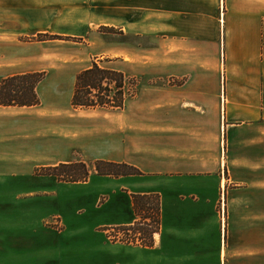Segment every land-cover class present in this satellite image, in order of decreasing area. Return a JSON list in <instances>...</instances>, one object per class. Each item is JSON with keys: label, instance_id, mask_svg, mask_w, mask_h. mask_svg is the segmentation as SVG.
<instances>
[{"label": "crops", "instance_id": "1", "mask_svg": "<svg viewBox=\"0 0 264 264\" xmlns=\"http://www.w3.org/2000/svg\"><path fill=\"white\" fill-rule=\"evenodd\" d=\"M15 2L0 0V79L35 72ZM133 21L124 20L126 31ZM46 83L36 87L39 105L0 106V181L78 160L131 163L144 174L98 186L110 176L91 173L87 182L27 193L52 196L48 213L83 241L131 224L133 195L158 193L160 229L149 248L12 251L14 264H264V0H160V118L146 157L118 151L115 124L103 135L71 121V93ZM69 189L78 195L65 198Z\"/></svg>", "mask_w": 264, "mask_h": 264}, {"label": "rangeland", "instance_id": "2", "mask_svg": "<svg viewBox=\"0 0 264 264\" xmlns=\"http://www.w3.org/2000/svg\"><path fill=\"white\" fill-rule=\"evenodd\" d=\"M16 4L21 13L22 45L34 48L36 61L31 67H35V72L45 73L46 86L58 85L62 95H72L76 75L92 63L127 75L133 96L123 109L73 108L68 104V116L71 121L84 123L103 135L109 134L115 124L118 151L126 150L131 161L148 156L147 152L157 143L149 132L155 129L152 127H156L160 118V0H20ZM128 18L134 20L132 31L124 27V20ZM108 19L115 20L117 26L99 25ZM49 36L59 37L49 39ZM90 43L92 47L87 46ZM125 126H130V130ZM84 147L92 149V143L86 142ZM95 162H85L89 175H98ZM142 165L148 168L147 164ZM50 167L54 166L38 167L32 178L0 181L6 193L0 195V264L20 261L11 258L12 251L94 250L100 245L126 251L154 246V236L160 229V221L156 222L154 214L156 199L160 204L158 193L154 196L151 193L155 198L148 199L147 204L139 203V208L134 207L133 199L135 220L131 224L91 231V236H86L84 241L81 237L77 240L72 238L78 235L74 228H66L59 215L48 213L52 196L27 193L66 185L63 183L67 182L46 175ZM44 175L47 177H40ZM113 178L118 177L103 178L98 186L112 185ZM12 189L20 193L8 194ZM77 195L74 190L65 198ZM50 207L54 209L53 204ZM99 235L102 239L96 238Z\"/></svg>", "mask_w": 264, "mask_h": 264}, {"label": "trees", "instance_id": "3", "mask_svg": "<svg viewBox=\"0 0 264 264\" xmlns=\"http://www.w3.org/2000/svg\"><path fill=\"white\" fill-rule=\"evenodd\" d=\"M58 37L49 36V39H58ZM44 77V72H33L0 79V106L29 107L39 105L40 100L36 93V87ZM128 83L130 82H128L127 76L122 72L92 63L89 68L76 75L71 106L86 109H123L126 101L133 96V92H131L133 86L129 88ZM94 169L98 175L102 176L142 175L136 167L125 163L96 161ZM46 175L67 183H75L86 181L89 171L85 163L72 162L50 167ZM152 196L151 194L134 195V207L139 208V203L147 204L148 199L155 198ZM155 202L154 214L158 223L160 221V204L157 199Z\"/></svg>", "mask_w": 264, "mask_h": 264}, {"label": "built area", "instance_id": "4", "mask_svg": "<svg viewBox=\"0 0 264 264\" xmlns=\"http://www.w3.org/2000/svg\"><path fill=\"white\" fill-rule=\"evenodd\" d=\"M221 208H224V200L222 198H221ZM224 212H225L224 209L220 210V213H223V216H224Z\"/></svg>", "mask_w": 264, "mask_h": 264}]
</instances>
